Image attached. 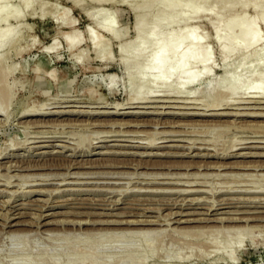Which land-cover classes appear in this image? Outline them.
<instances>
[{
	"label": "rangeland",
	"instance_id": "374dc122",
	"mask_svg": "<svg viewBox=\"0 0 264 264\" xmlns=\"http://www.w3.org/2000/svg\"><path fill=\"white\" fill-rule=\"evenodd\" d=\"M24 1L0 0V4H8L13 13H18L23 9ZM145 1L31 0L30 11L24 12L20 19L12 17L7 22H0V30L17 33L14 42L0 49V64L8 69L5 70L7 77L1 81L3 84L5 80L6 92L2 86L0 95L10 93L6 97L9 102L5 96H0V100L8 102V108L4 105L6 102L0 103L6 108L0 115V264H264V230L257 227L261 221L250 222V225L257 224V228L247 230L252 232H241L242 235L227 232L229 230H224V234L183 235L174 228L226 227L243 223L225 221L222 226L215 221L171 224L166 220L174 214L176 219L227 218L250 213L223 212L264 210L261 200L250 202L260 194L239 193L243 189L261 190L259 183L264 169L260 165L264 163V156L222 154L230 151L232 145L242 148L230 151V154L264 152V148L253 147L264 144L261 133H253L264 123V117L181 115L182 112H202L209 108H205L207 103L203 102L205 79L182 91L176 86L167 89L159 83L141 89L136 81L142 66H132L130 62L137 41L136 15L148 11L134 10L131 5L151 4ZM182 1L165 0L158 4L150 11L156 12L151 21L162 20L168 7ZM210 1L208 10L214 13L219 9L220 0ZM255 1L245 0V7L237 4L230 9L226 19L233 22L224 28V36L238 29L241 12L253 13ZM129 2L134 4L129 5ZM102 14L114 16V37L111 36L113 33L97 27L95 20ZM67 22L74 25L66 27ZM194 23L192 25L206 36L205 43L212 49V74L220 75L222 54L215 44V31L204 19ZM89 29H94L100 44H107L108 48L97 49L101 51L99 55L94 44L89 42ZM71 31H78L81 38L73 54L66 48L63 38ZM258 32L260 38L263 32L264 43L261 26ZM52 40L57 41L58 47L47 51ZM237 59V54L227 58L229 62ZM218 91L217 88L214 90L215 93ZM166 93L171 101L166 104L139 102L151 98L157 100L153 97ZM233 93L230 91L229 97L223 98L221 110H242L236 109L245 106L240 104L241 100L254 96L246 92ZM39 106L46 112L76 110V113L19 116L23 108ZM103 111L118 113L104 114ZM128 111L145 113L120 114ZM254 134L260 135L254 138ZM8 165H16L19 169L12 167L9 170ZM255 185L260 188L254 189ZM186 188L205 192L180 193ZM225 190L235 193H219ZM222 197L233 199L220 206L218 202ZM195 199L202 202H195ZM209 207L215 209L206 215L210 212ZM253 214L260 216L261 212ZM7 216L11 223L20 222L21 225L4 228ZM145 219L154 220L156 224L97 223ZM40 220L41 224L52 223L40 228ZM110 226L158 228L160 232L149 238L144 235L145 239L140 237L142 235L88 232L94 227L96 230ZM18 228L17 234L8 232ZM230 241L232 247L225 248L223 244Z\"/></svg>",
	"mask_w": 264,
	"mask_h": 264
},
{
	"label": "bare ground",
	"instance_id": "6f19581e",
	"mask_svg": "<svg viewBox=\"0 0 264 264\" xmlns=\"http://www.w3.org/2000/svg\"><path fill=\"white\" fill-rule=\"evenodd\" d=\"M147 2L151 3V4L140 3L142 5H139V4H137V6L131 5V7L134 10L136 8L137 9L142 8L145 11H148L146 13L144 12V14H142L143 12H141V13H137V15H136L137 20L135 22V29L137 30V35L135 38L137 39V41L135 43V48L131 54V58H132V60L130 62L131 64L129 63L132 66L133 65L140 66V67L142 66L140 71L137 72L138 73V76H137L138 80L136 81V82H138L140 88L142 87L141 89H146V88L153 86L156 83H159L161 85H165L166 88L176 86L177 90L179 89V91H182V90H184L185 87H189V86L194 85L196 83V81H199L201 79H205V82H203L204 84L202 85V89L205 92V95L203 97H204L206 102L205 101H203V102L207 103L206 105H204L205 108L206 107L207 108L209 107V108L208 109H202V112H195V111L194 112H182L181 115H196V116H219V115L240 116V115H245V116H261V117H264V43L262 42L263 32L261 33V38H260V35L258 32L259 26H261L263 28V31H264V0H256L255 3H253V5H252V8H253L252 12L253 13H251L250 15H248L246 12H241L239 14L240 19H239L238 29H236V31L234 33H230L227 36L223 35L224 28L226 26L230 25L233 21L231 19H226V17L230 16L229 12H231L230 9L233 6L240 4L242 7H245L246 6L245 0H220L219 9L214 13H210L208 10V6L211 4L210 0H183L181 3L176 4L175 6L172 5V6L168 7L165 10V12H163V14H164L163 19L159 20L157 22L151 21V19H154V14L156 12L154 11L151 13L150 11H152L154 8H156L158 6V4L159 5L161 3L163 4V2H165V0H147ZM134 3H135V1H134ZM134 3L129 2V5L134 4ZM7 6H8V4H0V22H7L12 17L20 19L23 16L24 12L30 11V9L32 7V2H31V0H25L23 2V9L18 13H13ZM167 6H169V5H167ZM65 14H66V12L64 11L63 15H65ZM98 16H100V15H98ZM93 19H95V16ZM201 19L206 20V22H207L206 24H208V26H210V28H212V30L214 29L213 31H215V32H213V33L217 37L215 44L218 46V49L221 51V54H222L221 55L222 56V59H221L222 60V63H221L222 64V66H221L222 67V73L220 75L218 74L219 76L218 75L214 76L212 74V70L214 68L213 55H212V49L208 45H206V43H205L206 36L199 31L198 27L192 25L195 21H200ZM95 21H96L97 27L101 31H103V32L105 31L107 33H113V34H111V36H113V37L115 36V28H114L115 18L112 14H106V15L102 14L100 19L95 20ZM73 25H74L73 22H67V24H65L66 27H70ZM16 34H17L16 31L10 32L9 29L0 30V49L3 48L4 46H6L7 44L14 42ZM96 35L97 34L94 33V29H89V31H88L89 42L94 44L95 49L101 50V49H105V47L108 48L106 43L103 42L102 44H100L101 41L98 40ZM63 38H64V41L66 44V48L73 54V51L76 50L77 45H79V43L81 42L79 32L78 31H71L69 33H66L63 36ZM53 40H55V38ZM53 40H52V43H50L49 46L47 47V51H51L54 48H56L57 41H53ZM131 41H133V40H131ZM121 47H123V46L121 45ZM126 47H128V46H126ZM98 50L96 52L99 55V52H101L102 50L101 51H98ZM104 51H106V50H104ZM146 52H150V53H148V55H146L145 54ZM106 54H108V52ZM230 54H237L238 59L234 62H229L227 60V58ZM101 55H104V54L102 53ZM121 58H123V57H121ZM126 59H127V57H126ZM129 59L130 58H128V60ZM1 60L2 59L0 58V62H1ZM1 64H0V83L3 79H5V77H7L5 74V70H8V69H5V67H3V65H1ZM221 67H220V69H221ZM2 76H4V77H2ZM4 83H5V80H4ZM4 83L0 84V92H3V90L1 91V88L3 89V87L6 86V84H4ZM199 86H200V84H199ZM216 88L219 89V91L215 93L214 90ZM4 89H5L4 92H6V87H4ZM167 89H169V88H167ZM230 91H232L234 93H242V92L245 93L246 92V93H250L254 96H248L244 100H241L242 102H240V104L245 105L244 107L241 106L242 108H240V106H239V108H237L235 106L236 109H242V110H236L235 112H226V110H221L222 108H220V107L222 105L223 98L226 99L225 96L229 97V95L227 93H229ZM3 94H5V93H3ZM8 94H10V93H8ZM7 95L1 94L0 96H5L4 99L8 100V102H9V97L6 98ZM168 96L169 95H167V93H166L165 95H158V96L153 97V98H158L157 100H155V99L152 100V98H151V100L149 99V100H146L144 102H141V101H139V102L140 103H149V102H156L157 103V102H160L162 104H166L167 102H171L170 100H168V98H169ZM141 98H143V97H141ZM210 98H213V100L211 101ZM159 99H161V100H159ZM6 100H4V102H6ZM239 100H237V101H239ZM2 102L3 101L0 100L1 104H2ZM4 102H3V104H4ZM8 102H6L4 104L6 106V108H8L7 107ZM225 102H228V101H225ZM187 103H190V102L187 101ZM1 104H0V115L4 114V110L6 111L5 106L3 105L4 106L3 107ZM146 106H141V107L146 108ZM174 106H176V105H174ZM179 106H181V105H179ZM182 106L179 108H183ZM147 107L156 108L155 105L154 106H147ZM163 107H173V106H171V105L170 106L169 105L164 106L163 105ZM128 108H130V107H128ZM186 108H188V107H186ZM45 110L46 109L45 108L43 109L42 106L23 108L22 111L19 113V116L20 117L41 116V115L44 116L47 114L72 113V112L76 111V110H74V111L73 110H70V111L69 110H65V111L54 110V111L46 112ZM205 111H207V112H205ZM102 113L114 114V113H118V112H105V111H103ZM124 113H131V114L135 113L136 114V113H145V112H132V111L129 112L128 111V112H121L120 114H124ZM208 123H209V120H208ZM144 125H146V124H144ZM257 127H258V124H257ZM256 132L261 133V142H264V123L260 127H258V129L256 131H254L253 133H256ZM164 134H165V132H164ZM119 135L121 136V134H119ZM255 135L256 134H254V136H253L254 138L259 137L258 135H260V134H258L257 136H255ZM249 139L247 140L248 142H249ZM263 145L262 146H253V147L254 148L255 147L256 148H258V147L264 148ZM43 146H46V145H41L40 147H43ZM136 147H141V146H136ZM234 147H235V145H232V146H230L231 149L228 148V150L230 149V151H235L239 148H242L239 146H238L239 148H234ZM250 148H251V146H250ZM207 149H209V148H207ZM230 151L222 153L223 156H226V155H228V156L229 155H231V156H233V155L234 156H236V155L237 156H250V155L264 156V152H258V153L257 152H238L236 154H230ZM104 153H106V152H104ZM255 153H257V154H255ZM207 155H209V154L207 153ZM1 165L2 164H0V166ZM16 165H18V164H16ZM16 165H10V166L8 165L9 170L12 167H14V169H17V168L19 169V167ZM260 166H261V169H264V163H262ZM232 167H235V166H232ZM246 167H249V166H246ZM241 168H242V166H241ZM245 169H247V168H245ZM252 174H249V175H252ZM16 175H18V174H16ZM23 178H24V176H23ZM260 178H261V184L259 183V186L262 185L261 190H244L243 189L242 192L240 191L239 193L260 194L261 196H258V198L254 197L255 200H250V199H247V200H250V202H257V203H259V201L261 200V202H260L261 205H264V185H263L264 174H261ZM7 179L8 178H6V180ZM9 181H10V179H9ZM185 183H186V185L191 186L190 183H187V182H185ZM185 183L184 184L182 183V184L185 185ZM40 184H42V183H40ZM40 184H32V185H40ZM45 184H47V183H45ZM197 184H198V182H197ZM255 184H257V183H255ZM9 185H11V184L9 183ZM60 185H62V183ZM259 186L255 185L253 188L258 189ZM36 191H39V190H36ZM178 192H179V190H178ZM188 192L189 193H199V192L203 193L205 191L196 190V189L188 190L187 188L185 190H183V192L180 191V193H188ZM219 193L229 194V193H235V192L225 190L222 192L220 191ZM211 196H213V195H211ZM223 198L224 197H222L221 198L222 200H220L218 202L219 204L217 203L218 205L230 203L229 201L231 199H233L232 197L231 198L226 197V199L225 198L223 199ZM116 200L118 201L119 199H116ZM245 200H246V198H245ZM188 201H189V199H188ZM197 201L202 202L199 199H197L195 202H197ZM213 201L215 202L216 200H213ZM212 205H213V203H212ZM214 206H215V204H214ZM261 207H264V206H261ZM214 209H215V207L213 209H211L209 207L208 211L210 210V212L206 213V215L211 214L213 212L212 210H214ZM260 212H261L260 216L253 214V213L257 214ZM214 213H218V212H214ZM223 213H234V214H236V213H240V214L241 213H245V214L250 213V215H247V216L242 215V216H238V217H227V218L226 217H214V216L213 217H207L206 216V218L204 217V218H198V219L197 218L196 219H188V218L187 219H183V218H177L176 219V218H174V216L176 214H174V215H171L173 217H170V215H169V217L167 219L166 218L165 219L169 220V222H171V224L185 223V222H191V221H200V222L201 221H205V222L215 221V222H220L221 224H222V222H225V221L226 222L229 221V222H240V223L242 222L243 223V225H231V226L227 225L228 227L227 226L221 227V225H218L220 227H218L217 225H209V226H198V228H194L191 226L190 227L185 226L184 228H180L179 230L174 228L175 232L176 231L178 233L181 232V233H183V235L190 234V233H194V235L195 234L198 235L199 233H202V232H204V233L207 232L209 234L218 233V232L222 233L224 230H229L227 232L233 231L234 233L239 234V233L247 231V230H254L257 227H261V230L262 229L264 230V210L253 211V212L252 211H247V212H245V211L244 212L243 211H238V212L237 211L236 212L226 211ZM6 220H8V221H6L4 223V228H9V227L11 228V227H16V226L21 225L20 222L11 223V221H9L10 218L8 216H7ZM155 220H157V219H155ZM260 221H261V225L257 226V227H256L257 224L256 225H254V224L250 225L249 224L250 222L254 223V222H260ZM51 223L52 222H44L43 224H41V220H40V222L38 223V227L41 228V227L47 226ZM97 223L107 224V225L108 224H123V223H127L128 225H137V224L153 225V224H156V221L146 220V219L145 220H129V221H107V220L104 221L103 220V222L99 221ZM222 226H223V224H222ZM92 229H94V230H92ZM92 229H91L92 230L91 232L88 229L87 230L89 233H92V234H95V232H93V231H98V235L99 234L102 235V233H104V234L105 233L117 234V235L119 234L121 236L125 235V234L126 235L130 234V236H132V237H136V236L139 237L140 235H142V236H140L142 238L144 237V235L146 238H149L150 237L149 235H153L154 233L160 232L158 228H157L158 229L157 230L155 228L154 229L153 228H128V227L127 228L126 227L125 228L124 227L117 228V226L116 227L110 226V228H107V227L106 228H104V227L98 228V229L96 228V230L94 227ZM45 230H47V229H45ZM257 230H259V229H257ZM18 231L20 232L19 228H18V230H16V229L9 230L8 232L10 234H12V233L17 234ZM247 232H252V231H247ZM4 234H6V233H4ZM92 234H89V235H92ZM223 234H224V232H223ZM147 235H148V237H147ZM240 235H242V233ZM115 236L116 235H114V237ZM15 237H17V236H15ZM145 237H144V239H145ZM152 237L153 236H151V238ZM116 239H118V238H116ZM119 239H121V238L119 237ZM146 241H147V239H146ZM148 245L150 246L151 244L149 243ZM223 246L225 248L232 247L231 241L224 243ZM139 261H141V260H139ZM141 264H142V262H141Z\"/></svg>",
	"mask_w": 264,
	"mask_h": 264
}]
</instances>
